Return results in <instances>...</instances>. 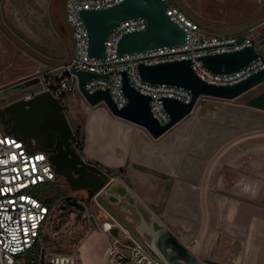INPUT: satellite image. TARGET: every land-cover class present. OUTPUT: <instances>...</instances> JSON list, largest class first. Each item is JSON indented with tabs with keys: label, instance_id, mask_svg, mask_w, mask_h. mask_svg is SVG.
Masks as SVG:
<instances>
[{
	"label": "crops",
	"instance_id": "1",
	"mask_svg": "<svg viewBox=\"0 0 264 264\" xmlns=\"http://www.w3.org/2000/svg\"><path fill=\"white\" fill-rule=\"evenodd\" d=\"M64 1L2 0L0 33L19 54L54 71L71 47ZM173 1L206 34L238 29L242 18L264 13V0ZM5 59L3 76L27 71ZM238 95L190 112L155 137L101 103L83 104L79 152L102 168H119L122 177L112 178L121 177L126 193L199 260L264 264V109L229 100Z\"/></svg>",
	"mask_w": 264,
	"mask_h": 264
},
{
	"label": "water",
	"instance_id": "2",
	"mask_svg": "<svg viewBox=\"0 0 264 264\" xmlns=\"http://www.w3.org/2000/svg\"><path fill=\"white\" fill-rule=\"evenodd\" d=\"M165 4L166 0H116L104 6L78 8L77 14L86 34L87 54L102 57L104 38L110 28L129 17H142L143 25L122 31L115 40L116 52H132L181 43L184 39V30L166 13ZM247 19L249 18H242L239 20L243 23L240 28L226 31V33L250 31L252 37L248 43L232 49L205 52L198 55L201 64L213 72L235 70L255 57L261 60V66L234 81L217 83L201 78L192 69L188 57L136 63V72L140 79L153 83L162 82L179 85L190 92L187 100L173 95H160L161 106L168 115L163 122H160L151 113L148 102L149 95L137 90L129 82L124 69H120L119 72L120 87L126 100L120 106H117L112 100L106 87H96L90 91L83 87V81L87 78L96 75L106 77V72L97 73L84 68H70V71L75 74L77 88L87 105L92 106L101 103L111 114L142 126L150 136L155 137L192 112L196 107L199 95L227 99L264 83V23L262 22L264 13L254 20L245 22ZM21 84H17V86ZM0 93H4V90L0 89ZM2 100L3 98L0 97V104ZM56 103V98L47 89L17 96L0 107V122L3 124L4 130L18 131L19 128L11 124L10 116L17 122H26L33 119L40 111ZM244 103L264 109V85L247 95L244 98ZM61 120L67 130L65 136H68L70 128L65 117L62 116ZM18 132L24 137H30L25 130ZM46 155L52 163L55 174L66 182L70 190L85 188V192L89 196L95 191L97 192L104 185L103 183L110 178L106 184V188L108 187L113 191L106 194L110 201H115L117 196L127 194L123 183L118 180H111L112 176L101 166L81 156L79 150L76 151L70 147L68 140L63 141L62 144L58 142L56 148L47 150ZM95 196L100 198L99 194ZM130 204L133 208L137 207L135 204ZM141 205L143 211L150 217L153 234L148 241L137 234L133 235L145 245L161 264H208L199 260L143 204ZM107 214L104 213L103 216L97 214L96 218L113 219L127 228L125 223ZM117 228L113 225L109 228V232L114 234ZM129 231L132 230L129 228ZM149 242L155 249L149 245Z\"/></svg>",
	"mask_w": 264,
	"mask_h": 264
},
{
	"label": "built area",
	"instance_id": "3",
	"mask_svg": "<svg viewBox=\"0 0 264 264\" xmlns=\"http://www.w3.org/2000/svg\"><path fill=\"white\" fill-rule=\"evenodd\" d=\"M113 1L116 0L64 1V19L71 38L70 51L52 74L45 76V84L38 90L48 89L62 97L71 92L80 95L75 74L70 68L106 72V77L96 75L87 78L83 81V87L88 91L96 87H106L112 100L120 106L126 100L121 91L119 72L120 69H124L129 82L137 90L149 95L151 113L163 122L168 115L161 106L160 95H173L187 100L190 92L179 85L140 79L135 67L137 62L188 57L192 69L201 78L217 83L234 81L262 64L261 60L255 57L232 71L213 72L205 68L198 58L199 54L241 46L250 41L252 34L250 31L206 34L197 20L173 0H166L164 10L183 28L184 39L181 43L118 53L115 51V40L118 35L125 29L143 25L142 17H129L110 28L104 38L102 57L89 55L86 52L85 30L77 9L104 6ZM30 93L32 92L23 95ZM58 178L46 151L34 146L32 139L24 137L20 132L4 130L0 122V264H27L22 252L38 237L40 226L54 206V203L49 205L43 200L41 191ZM106 186L101 187L93 195H106ZM127 218L130 219V215ZM113 225L118 227L114 234L109 232ZM101 227L109 235L102 264H161L145 245L134 237L133 234L140 236L141 232L129 231L113 219H102ZM75 259L72 252L42 250L38 264H75Z\"/></svg>",
	"mask_w": 264,
	"mask_h": 264
},
{
	"label": "rangeland",
	"instance_id": "4",
	"mask_svg": "<svg viewBox=\"0 0 264 264\" xmlns=\"http://www.w3.org/2000/svg\"><path fill=\"white\" fill-rule=\"evenodd\" d=\"M206 1L200 4H207ZM9 20L11 19L9 18ZM10 23H13L12 20ZM9 31L11 32V30ZM38 54L46 58L41 53ZM7 55H9L15 64L21 65L25 63L27 71L17 74L18 72L15 68L11 76H3L6 72L3 66L6 63L5 58ZM47 65L50 64L45 62L40 63L26 54H19L15 45L11 44L8 38L0 33V89L4 90L7 96L12 97L21 92L44 86L46 81L45 76L47 74L51 75L53 72V69L46 67ZM34 78L36 79L33 80ZM20 83L22 84L17 86ZM263 84L251 87L237 97L229 100L244 103V98ZM64 98L74 125L79 126L83 114L82 105L86 104L85 101L81 95L74 92L68 93ZM220 102L222 101L218 98L199 96L193 111L197 113L204 108L218 106ZM109 180H106L103 184L106 185ZM111 180H118L125 184L121 177L113 176ZM52 185L60 188L65 195L74 201L71 204H66L63 199L55 201L53 209L41 226V232L44 234L45 239L39 241V246H42L43 250H47V252L53 250L72 252L75 254V264H102L109 235L107 231L102 229V219L96 218L97 214L103 216L104 213H108L107 215L113 216L118 221L125 223L128 229L130 228L134 232L137 231L135 229L139 224L140 216L126 200L130 194L120 195L119 199L110 201L106 195L101 194L100 198H97L93 195L94 193L88 196L83 190H70L66 182L61 178L56 180ZM46 187L50 188V185ZM108 189L107 187L105 191ZM125 215H130V219ZM140 236L145 240L150 238L146 233Z\"/></svg>",
	"mask_w": 264,
	"mask_h": 264
},
{
	"label": "flooded vegetation",
	"instance_id": "5",
	"mask_svg": "<svg viewBox=\"0 0 264 264\" xmlns=\"http://www.w3.org/2000/svg\"><path fill=\"white\" fill-rule=\"evenodd\" d=\"M48 91L52 96L56 98L57 100L56 104L40 111L38 114L35 115L33 119L28 120L26 122H21V123L17 122L16 119L10 116L11 124L16 128H19L18 131H22V130L27 131L30 138L32 139L33 145L43 149L46 152L49 149L56 148L58 142L62 144L63 141H67V140H68V145L70 147H72L76 151L79 150L77 149L74 143L73 129L75 125L71 117V114L67 109L65 98L59 95H55L51 90ZM0 97L3 98L0 107L9 100L15 98V97L7 96L5 92L0 93ZM62 116L65 117V121L70 128L68 136H65L67 130L61 120ZM79 189L85 191V188H79ZM205 262L208 264H221L207 260Z\"/></svg>",
	"mask_w": 264,
	"mask_h": 264
},
{
	"label": "trees",
	"instance_id": "6",
	"mask_svg": "<svg viewBox=\"0 0 264 264\" xmlns=\"http://www.w3.org/2000/svg\"><path fill=\"white\" fill-rule=\"evenodd\" d=\"M73 130H74L73 131L74 132L73 139H74L75 146L77 147V149H80L81 141H82V130L80 128V125L74 126ZM103 169L109 175L117 174V175L121 176L119 168L105 167ZM58 179H56V180H58ZM55 181H53L49 184L50 188H47L46 186H48V185H46L42 189L40 195L43 198V200L46 203H48L49 205H51L52 203H55V201L58 199H63L66 202V204L73 203L74 200L72 198L65 195L64 192L60 188H57L56 186L52 185ZM41 226L38 230V237L22 252V256L24 258V261L27 264H38V262L40 261V254H41V251L43 250V248H42V246H39V241L45 239L44 234L41 232Z\"/></svg>",
	"mask_w": 264,
	"mask_h": 264
},
{
	"label": "bare ground",
	"instance_id": "7",
	"mask_svg": "<svg viewBox=\"0 0 264 264\" xmlns=\"http://www.w3.org/2000/svg\"><path fill=\"white\" fill-rule=\"evenodd\" d=\"M107 192H113V191L112 189L109 188L108 190H106V193ZM126 200L128 203H132L133 205L135 204V206H137L136 208L134 207V209L136 213L139 214L140 216V221L139 224L136 226L135 231L138 230L139 232L142 233V231L145 230L146 231L145 233L151 236L153 234V231L150 225V217H148V215L143 211V206L141 205V203L136 201V199H134L131 195H129V197H127ZM149 245L152 248H154L151 243H149Z\"/></svg>",
	"mask_w": 264,
	"mask_h": 264
}]
</instances>
